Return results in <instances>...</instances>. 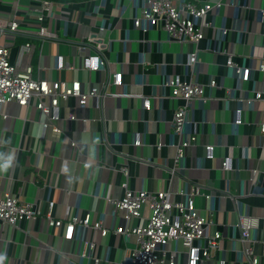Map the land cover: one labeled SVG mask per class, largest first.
<instances>
[{
    "label": "crops",
    "instance_id": "obj_1",
    "mask_svg": "<svg viewBox=\"0 0 264 264\" xmlns=\"http://www.w3.org/2000/svg\"><path fill=\"white\" fill-rule=\"evenodd\" d=\"M220 1L203 16L210 23L194 43L169 39L160 26L134 25L132 16L139 14L142 0L51 1L41 22L55 33L49 37L36 33L40 22L29 7L38 0H0V17L15 16L20 29L10 38L0 33V43L6 42L14 62L22 44L30 42L27 57L33 76L78 79L85 90L101 88L110 68L122 73V83L108 84L100 99L89 96L84 104L74 96L61 100L57 132L44 130L45 116L33 99L27 105L3 104L0 191L16 193L40 214L16 225L1 222L0 264H122L124 249L133 246L135 237L114 231L124 223L123 211L114 213L109 198L122 195L124 181L131 190H165L172 200H183L188 184L201 185L209 196L196 195L195 206L212 219L210 230L220 232L218 248L202 264H218L219 259L224 264H251L241 253L247 243L257 255L256 264H264V103L254 97L256 90L264 95V69L258 67L264 63V18L258 13L264 0ZM97 44L108 61L107 70L82 66L83 55L97 50ZM195 49L196 61L188 67L187 54ZM229 52L235 62L250 67L247 80L226 65ZM57 53L63 55L64 67L55 66ZM175 75L204 87V98H193L189 105L188 130L195 135L194 143L183 149L178 161L176 145L188 133H174L170 120L182 99L163 84ZM211 78L216 84H208ZM236 107L241 109L237 124ZM69 112L75 117L68 118ZM209 143L213 156L207 158ZM9 154L12 158L5 164ZM224 157L230 158V169L222 168ZM49 200L54 218L66 221L88 213L90 224L100 221L106 232L87 224L75 226V236L64 239V227L46 221ZM146 212V207L141 209L143 218ZM240 213L256 221L248 241L240 236ZM142 217L131 222L141 223ZM89 240L95 244L91 257L82 256ZM176 257L184 264V252Z\"/></svg>",
    "mask_w": 264,
    "mask_h": 264
},
{
    "label": "built area",
    "instance_id": "obj_2",
    "mask_svg": "<svg viewBox=\"0 0 264 264\" xmlns=\"http://www.w3.org/2000/svg\"><path fill=\"white\" fill-rule=\"evenodd\" d=\"M15 3L19 0H14ZM37 5H31L30 10L36 13V18L40 22L37 34L43 36H55V33L48 30L41 22L44 20V10H50V0H38ZM221 5L220 0H206L197 2L195 0H142L140 12L132 16L134 25L141 23L146 29L151 26H160L163 28L169 39L182 42L197 43L203 37V26L209 25L203 16L211 8H218ZM261 19L264 18V6L258 8ZM19 23L15 16L0 17V33L7 37H13L19 31ZM225 28L221 27L224 33ZM97 50L85 53L82 57V66L85 69H108V61L101 54V47L97 44ZM32 44L25 42L22 44L18 60L11 62L9 60V48L6 42L0 43V112L4 103L15 101L22 105H27L33 99L34 105L44 114L45 119L42 126L50 131L57 132L59 127L55 123L60 118L57 108L61 100L74 96L79 104H84L89 96H95L100 99L107 94L108 84H121L122 73L119 70L110 68L106 79L101 88L89 87L81 89L78 79L71 81L60 79H46L35 77L32 74V65L27 57ZM197 58V49L188 52L186 65L192 67ZM226 65L242 80H247L250 73L249 66L238 64L232 59L229 52L225 60ZM67 63L63 55H55V66L64 67ZM260 69H264V63L258 64ZM171 88V95L175 98H181L182 102L173 110L170 120L171 128L174 133L181 134L187 131L188 135L182 138L176 145L175 160L178 161L183 155V149L192 145L195 140L193 132L188 130L190 125L189 105L193 98H204L203 84L192 78H184L179 75L168 77L163 82ZM209 85L216 84L215 79L208 81ZM254 97L261 99L264 103V95L256 90ZM145 106H149L147 98L143 100ZM235 114L233 123L241 122L240 107L234 109ZM68 118H74L75 115L69 112ZM260 131L264 132V122L260 123ZM134 142H138L135 139ZM71 144L75 142L70 141ZM205 156H213V144L205 146ZM230 158L224 157L222 168L230 169ZM88 164V163H86ZM187 185V183H186ZM123 193L118 198H109L113 206L114 213L123 211L124 223L114 227V231L122 234H133L134 244L132 247L124 249V260L122 264H179L177 253H185L184 264H202L208 259L213 250L219 246L220 232L210 230L212 219L199 213L195 206V196L203 194L205 197L209 193L201 191V185L191 183L183 190V200H172L168 198L165 190H131L127 187L126 181L121 183ZM53 200L48 201V210L45 218L51 226H63V238L70 239L75 236V226L90 224L89 214L78 218L75 215L70 216L66 221L61 218H54L51 215ZM146 207L145 217H142L141 209ZM40 214L39 210L33 208L29 201L21 199L16 193L10 190L0 191V224L7 222L16 225L22 219H32ZM143 218L138 224L131 221L134 218ZM241 229V239L248 241V232L256 225L253 216L240 213L238 222ZM90 225L100 229L104 234L106 229L100 221H93ZM80 228V227H79ZM80 254L91 257V252L95 246L92 240L85 241ZM177 243L181 245V250L177 248ZM171 245H175L171 247ZM251 264L257 263V255L254 253L250 243L245 244L241 250ZM260 255L264 256V238L261 240ZM96 259V258H94ZM96 263V260H95ZM218 264H224L223 259L218 260Z\"/></svg>",
    "mask_w": 264,
    "mask_h": 264
},
{
    "label": "trees",
    "instance_id": "obj_3",
    "mask_svg": "<svg viewBox=\"0 0 264 264\" xmlns=\"http://www.w3.org/2000/svg\"><path fill=\"white\" fill-rule=\"evenodd\" d=\"M52 2H73V1H80V0H50Z\"/></svg>",
    "mask_w": 264,
    "mask_h": 264
},
{
    "label": "clouds",
    "instance_id": "obj_4",
    "mask_svg": "<svg viewBox=\"0 0 264 264\" xmlns=\"http://www.w3.org/2000/svg\"><path fill=\"white\" fill-rule=\"evenodd\" d=\"M11 158H12V154H9V160H6V161H5V164L8 163V162H10V159H11Z\"/></svg>",
    "mask_w": 264,
    "mask_h": 264
}]
</instances>
